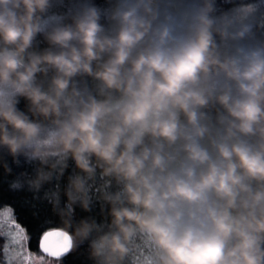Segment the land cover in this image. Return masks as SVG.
I'll return each mask as SVG.
<instances>
[{
    "label": "clouds",
    "instance_id": "clouds-1",
    "mask_svg": "<svg viewBox=\"0 0 264 264\" xmlns=\"http://www.w3.org/2000/svg\"><path fill=\"white\" fill-rule=\"evenodd\" d=\"M17 168L88 264H264V0H0Z\"/></svg>",
    "mask_w": 264,
    "mask_h": 264
},
{
    "label": "trees",
    "instance_id": "trees-1",
    "mask_svg": "<svg viewBox=\"0 0 264 264\" xmlns=\"http://www.w3.org/2000/svg\"><path fill=\"white\" fill-rule=\"evenodd\" d=\"M22 170L17 168L13 175H8L3 172V169H0V203L8 202L17 207L21 222L29 230V235L33 241L35 240L37 230H46L47 228L64 230L60 218L52 211V204L50 203L58 192V182L54 180L51 184L45 185L39 192L29 190L27 185L12 189L10 187L11 180ZM63 183V181L59 182V195L62 201L65 199L62 192ZM93 211L99 213V207L97 206ZM76 214L79 216L84 213L77 207ZM29 247L33 252L38 251L35 243H30ZM52 262L54 264H61V260H53ZM0 264H4L3 253H0ZM62 264H88L86 245L70 252L67 258H63Z\"/></svg>",
    "mask_w": 264,
    "mask_h": 264
},
{
    "label": "snow or ice",
    "instance_id": "snow-or-ice-1",
    "mask_svg": "<svg viewBox=\"0 0 264 264\" xmlns=\"http://www.w3.org/2000/svg\"><path fill=\"white\" fill-rule=\"evenodd\" d=\"M48 231H51V228L37 230L33 241L29 230L21 222L17 207L8 202L0 203V253L5 255L4 264H10L14 257L20 260V264H45V261L38 257L48 255L41 247ZM30 243L37 245V256L32 255Z\"/></svg>",
    "mask_w": 264,
    "mask_h": 264
},
{
    "label": "water",
    "instance_id": "water-1",
    "mask_svg": "<svg viewBox=\"0 0 264 264\" xmlns=\"http://www.w3.org/2000/svg\"><path fill=\"white\" fill-rule=\"evenodd\" d=\"M73 240L68 232L61 229H51L46 232L41 247L48 253L47 258L60 261L61 257L65 258V253H70Z\"/></svg>",
    "mask_w": 264,
    "mask_h": 264
},
{
    "label": "rangeland",
    "instance_id": "rangeland-1",
    "mask_svg": "<svg viewBox=\"0 0 264 264\" xmlns=\"http://www.w3.org/2000/svg\"><path fill=\"white\" fill-rule=\"evenodd\" d=\"M32 255L33 256H37V252H33L32 251ZM38 258L41 259V260H44L45 261V264H54V262H52L53 259H51V258H47V257H45L43 255H40ZM4 261H5V255H4Z\"/></svg>",
    "mask_w": 264,
    "mask_h": 264
}]
</instances>
